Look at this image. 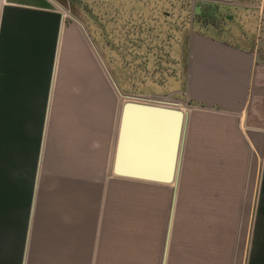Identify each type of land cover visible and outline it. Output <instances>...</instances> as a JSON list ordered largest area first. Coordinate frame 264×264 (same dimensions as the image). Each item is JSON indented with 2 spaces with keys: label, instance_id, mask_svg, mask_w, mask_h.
I'll return each mask as SVG.
<instances>
[{
  "label": "crops",
  "instance_id": "obj_1",
  "mask_svg": "<svg viewBox=\"0 0 264 264\" xmlns=\"http://www.w3.org/2000/svg\"><path fill=\"white\" fill-rule=\"evenodd\" d=\"M54 7L51 0H0V264H81L83 257H94L95 264L100 262L101 232L93 233L91 243L88 237H81V216L60 217L53 210L71 207V193L76 195L75 188L81 185V118L70 126L66 143L71 148L63 157L55 153L51 139L58 97L65 95L69 86L67 77L65 80L62 76L64 72L67 75L74 70L77 74L72 92L76 101L70 109L81 108V40H75L80 39L77 30L66 27L62 13ZM261 57L256 48L244 44L193 35L185 73L184 94L190 110L184 141L186 136L185 153L189 154L191 176L218 174L214 170H218L219 161L223 164L237 160L244 177L254 178L248 264H264ZM97 63L101 69V61ZM253 142L261 148L251 172V164L247 166L248 144ZM201 161L206 162L205 169L201 168ZM199 168L207 174L194 171ZM54 176L58 177L55 190L48 186ZM245 184L247 188L249 181L245 180ZM193 186L190 196L193 194L196 199L189 218L192 213L203 214L204 208L206 211L204 216L189 220L191 234L184 236L190 249L187 264H226L235 208L222 201L221 194V201L211 207L202 198V185L197 184L195 191ZM77 192L73 208L79 214L80 189ZM175 202L174 197L172 218ZM169 220L160 264H167ZM248 222L249 217L245 222L241 218L239 224ZM68 226L73 227L72 232Z\"/></svg>",
  "mask_w": 264,
  "mask_h": 264
},
{
  "label": "rangeland",
  "instance_id": "obj_2",
  "mask_svg": "<svg viewBox=\"0 0 264 264\" xmlns=\"http://www.w3.org/2000/svg\"><path fill=\"white\" fill-rule=\"evenodd\" d=\"M51 1L62 13L63 24L77 30L80 39L75 37V40H81V108L70 109L76 101L72 92L77 74L74 70L67 75L64 72L62 76L65 80L67 77L69 86L66 94L58 97L53 116L54 137H51L55 153L63 157L71 148L66 143L70 126H75L81 118V185L75 188L76 195L71 193L75 195L70 196L71 207L53 210L60 217L81 216V237H88L91 243L93 233L101 232L99 264H160L169 209L177 189L173 218L169 220L167 264H187L190 249L184 236L191 234L189 220L204 216L206 211L204 208L203 214L192 213L189 218L196 199L193 194L190 196L192 185L195 191L197 184H201L202 198L211 207L221 201V194L222 201L235 208L226 264H248L254 178L244 177V169L239 168L237 160L223 164L219 161L218 170H214L218 174L192 177L189 154L185 153V136L177 184L133 185L111 176L123 100L115 93L106 71L123 95L177 106L189 116L190 105L186 103L184 91L190 38L205 35L238 46L244 44L256 48L264 59V0H233L230 4L202 0ZM197 6L198 14L195 13ZM99 60L106 71L102 65L100 69ZM246 139L249 140L248 135ZM248 147L247 166L251 164L252 172L254 157L259 155L261 146L253 142ZM199 163L205 169L206 162ZM201 168L194 171L207 174ZM57 178L54 176L53 183L48 184L54 190L58 187ZM245 180L249 181L247 188ZM79 189L81 211L78 214L73 202L79 196ZM205 189L209 192L205 193ZM247 217L248 225L240 226L241 218L245 222ZM68 230L72 232L73 227L68 226ZM94 261V257L87 260L83 257L81 264H95Z\"/></svg>",
  "mask_w": 264,
  "mask_h": 264
},
{
  "label": "water",
  "instance_id": "obj_3",
  "mask_svg": "<svg viewBox=\"0 0 264 264\" xmlns=\"http://www.w3.org/2000/svg\"><path fill=\"white\" fill-rule=\"evenodd\" d=\"M202 1L230 4L233 0ZM199 9L197 6V14ZM106 73L115 93L123 100L111 160V176L165 187L177 183L187 113L178 107L125 96Z\"/></svg>",
  "mask_w": 264,
  "mask_h": 264
},
{
  "label": "bare ground",
  "instance_id": "obj_4",
  "mask_svg": "<svg viewBox=\"0 0 264 264\" xmlns=\"http://www.w3.org/2000/svg\"><path fill=\"white\" fill-rule=\"evenodd\" d=\"M105 72V71H104ZM106 74V73H105ZM108 78V77H107ZM109 80V79H108ZM133 98H135V99H138V100H144V101H146V102H149V103H151L152 101H150V100H148V99H145V98H138V97H133ZM158 104V103H157ZM168 105V104H167ZM177 107V106H176ZM177 184V183H176ZM176 190V189H175ZM174 190V194H173V199H174V197H175V191ZM173 199H172V204H171V208H170V212H169V219L171 218V216H172V206H173ZM169 226H170V222H169V225H168V229H169ZM167 233H168V231H167ZM168 235V234H167Z\"/></svg>",
  "mask_w": 264,
  "mask_h": 264
},
{
  "label": "flooded vegetation",
  "instance_id": "obj_5",
  "mask_svg": "<svg viewBox=\"0 0 264 264\" xmlns=\"http://www.w3.org/2000/svg\"><path fill=\"white\" fill-rule=\"evenodd\" d=\"M200 10V9H199ZM195 13H196V7H195ZM197 14V13H196Z\"/></svg>",
  "mask_w": 264,
  "mask_h": 264
}]
</instances>
